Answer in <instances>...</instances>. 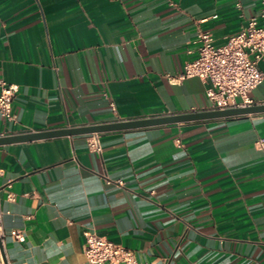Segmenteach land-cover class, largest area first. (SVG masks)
Instances as JSON below:
<instances>
[{"label":"crops","instance_id":"crops-1","mask_svg":"<svg viewBox=\"0 0 264 264\" xmlns=\"http://www.w3.org/2000/svg\"><path fill=\"white\" fill-rule=\"evenodd\" d=\"M263 10L0 0V77L17 84L0 135L206 109L199 77L167 74L196 56L198 30L219 44L251 16L264 25ZM258 67L256 103L264 56ZM90 135L0 144V264H108L86 260L84 228L150 264H264V112L98 132L100 150Z\"/></svg>","mask_w":264,"mask_h":264},{"label":"built area","instance_id":"built-area-1","mask_svg":"<svg viewBox=\"0 0 264 264\" xmlns=\"http://www.w3.org/2000/svg\"><path fill=\"white\" fill-rule=\"evenodd\" d=\"M264 15V10L261 13ZM197 54L184 63L183 71L168 75L173 81L189 76H197L205 83L208 99L206 109L227 108L256 103L250 92L263 79L258 60L264 56V25L257 24L256 16L236 33L229 35L222 43H215L210 30H198L195 38ZM17 84L0 77V115L7 121H15L12 100ZM112 109L114 103L110 102ZM88 144L93 150H100L98 132H91ZM264 146V137L258 140ZM122 183L121 180H117ZM9 197L13 196L9 194ZM15 237L20 236L16 229L11 230ZM84 237L83 253L88 262L108 264H150L138 261L132 249L91 228L82 230Z\"/></svg>","mask_w":264,"mask_h":264},{"label":"water","instance_id":"water-1","mask_svg":"<svg viewBox=\"0 0 264 264\" xmlns=\"http://www.w3.org/2000/svg\"><path fill=\"white\" fill-rule=\"evenodd\" d=\"M260 112H264V102H257V103L246 104L241 106H233L227 108L200 109V110H193L188 112L126 118V119H118V120H111V121L91 123V124H80V125L64 126L59 128H49V129L36 130V131H25V132L4 134V135H0V144L13 142V141H22V140H30L36 138L51 137L56 135H64V134H80V133L103 132V131L119 130V129H133V128L158 125V124L178 123V122H184L190 120L228 117L234 115H243V114L260 113ZM0 242H1V238H0Z\"/></svg>","mask_w":264,"mask_h":264}]
</instances>
